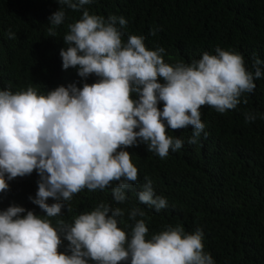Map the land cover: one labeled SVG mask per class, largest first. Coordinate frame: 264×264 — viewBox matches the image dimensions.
Wrapping results in <instances>:
<instances>
[{
  "label": "clouds",
  "instance_id": "obj_1",
  "mask_svg": "<svg viewBox=\"0 0 264 264\" xmlns=\"http://www.w3.org/2000/svg\"><path fill=\"white\" fill-rule=\"evenodd\" d=\"M58 3L48 18L52 26L64 22V5L79 10L91 0ZM126 26L122 16L105 19L86 9L68 25L67 47L60 51L63 68L78 66V76L95 74V83L59 86L46 95L33 87L0 90V193L8 190L5 177L10 181L35 170L38 191L29 200L46 214L15 205L0 211V264H215L204 251L201 228L186 233L182 226H169L146 239V222L136 219L145 216L140 208L129 213L135 222L130 237L118 227L124 210L103 202L70 225L60 220L54 228L48 219L60 216L74 194L103 190L113 182V198L123 203L125 190L138 180V168L125 149L143 143L165 158L184 143L168 130L188 127L193 129L188 143H197L205 128L201 108L236 109L241 96L254 91V80L264 76L261 60L255 59L254 72L249 71L242 54L219 47L190 64L170 65L163 59L165 49H147L145 37L130 35L124 42L121 28ZM9 37L15 38L11 31ZM255 119L245 113L246 123ZM146 180L138 200L159 212L167 200ZM63 241L68 245L61 252Z\"/></svg>",
  "mask_w": 264,
  "mask_h": 264
},
{
  "label": "trees",
  "instance_id": "obj_2",
  "mask_svg": "<svg viewBox=\"0 0 264 264\" xmlns=\"http://www.w3.org/2000/svg\"><path fill=\"white\" fill-rule=\"evenodd\" d=\"M59 8L58 0H0V90L15 93L33 87L46 95L59 86L75 83L82 88L84 83H95V74L86 79L78 76V66L65 70L60 56L67 47L63 37L68 25L78 21L85 9L105 19L124 17L123 41L130 35L145 37L147 49H165L163 59L170 65L190 64L204 52L214 55L217 47L242 54L249 71L254 72L255 59L264 62V0H91L79 10L64 5V22L52 26L48 18ZM153 30L155 35L150 34ZM9 31L15 38L9 37ZM260 67L264 71V63ZM254 83V91L243 94L234 110L219 113L209 106L201 108L205 128L197 143H188L193 135L188 127L168 130V135L184 143L165 158L143 143L125 149L138 168V180L125 190L123 203L113 198L116 182L103 190L85 188L66 202L60 216L48 218L51 225L58 227L60 220L70 225L103 202L124 210V216L117 218L118 227L130 237L135 222L129 213L140 208L145 216L136 219L145 220L146 239L169 226H182L186 233L201 228L204 251L215 264H264V76ZM159 107L162 110V102ZM247 112L256 119L246 123ZM146 178L155 194L167 200V207L159 212L138 200ZM5 179L8 190L0 193V211L15 205L46 215L29 200L38 191L40 177L35 170ZM67 245L63 241L60 251H66Z\"/></svg>",
  "mask_w": 264,
  "mask_h": 264
}]
</instances>
